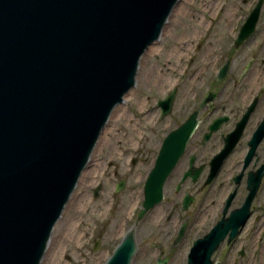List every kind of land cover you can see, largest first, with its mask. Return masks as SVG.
I'll list each match as a JSON object with an SVG mask.
<instances>
[{
  "label": "water",
  "instance_id": "1",
  "mask_svg": "<svg viewBox=\"0 0 264 264\" xmlns=\"http://www.w3.org/2000/svg\"><path fill=\"white\" fill-rule=\"evenodd\" d=\"M180 1L0 0V264L43 263L110 118ZM193 129L158 157L138 221L162 201ZM137 250L133 229L105 264H133Z\"/></svg>",
  "mask_w": 264,
  "mask_h": 264
},
{
  "label": "flooded vegetation",
  "instance_id": "2",
  "mask_svg": "<svg viewBox=\"0 0 264 264\" xmlns=\"http://www.w3.org/2000/svg\"><path fill=\"white\" fill-rule=\"evenodd\" d=\"M205 4L198 22L203 30L189 37L192 54L176 70L171 87L153 105L143 98L142 117L155 118L159 142L137 151L145 147L157 153L141 161L137 152L127 161L129 171L136 169L130 176L142 183V202L114 247L134 229L135 257L143 253L147 264H264V0ZM209 38L211 46L196 63ZM192 125L162 201L138 221L158 157L167 147L181 146ZM139 162L143 172L137 174ZM118 175L115 196L128 191L129 178ZM102 236L94 240V249L103 248Z\"/></svg>",
  "mask_w": 264,
  "mask_h": 264
},
{
  "label": "rangeland",
  "instance_id": "3",
  "mask_svg": "<svg viewBox=\"0 0 264 264\" xmlns=\"http://www.w3.org/2000/svg\"><path fill=\"white\" fill-rule=\"evenodd\" d=\"M207 1L181 0L163 40L151 46L143 57L137 85L110 118L88 170L55 228L42 264H105L113 254L114 246L122 239L121 227L138 212L142 202V183L137 177L130 176V172L136 169L129 171L127 161L136 157L137 152L141 161L154 158L157 153L156 149L145 147L137 151V146L153 147L159 142L157 127H153L155 118L142 117L143 98H148V105H153L171 87L176 70L181 69L191 56L188 54H192L194 39L189 37L198 36L195 29L203 30L198 22L204 19ZM210 41L209 38L196 63L201 62V54L211 46ZM162 83L166 84L162 87ZM140 163L137 164V174L143 172ZM116 172L119 178H129L128 191L117 196L113 186ZM96 188L98 195L94 194ZM128 224L130 227L132 223ZM144 226L140 225L141 228ZM99 234H103V248L94 249V240ZM140 248H144V244ZM144 260L142 253L135 257L133 264H147Z\"/></svg>",
  "mask_w": 264,
  "mask_h": 264
},
{
  "label": "bare ground",
  "instance_id": "4",
  "mask_svg": "<svg viewBox=\"0 0 264 264\" xmlns=\"http://www.w3.org/2000/svg\"><path fill=\"white\" fill-rule=\"evenodd\" d=\"M174 14V13H173ZM162 82H164V81H162Z\"/></svg>",
  "mask_w": 264,
  "mask_h": 264
}]
</instances>
